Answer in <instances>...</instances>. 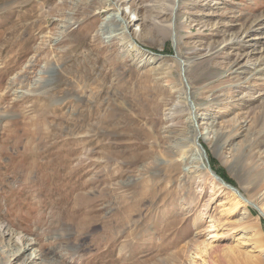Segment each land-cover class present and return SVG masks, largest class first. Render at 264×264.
I'll return each instance as SVG.
<instances>
[{
    "label": "rangeland",
    "instance_id": "rangeland-1",
    "mask_svg": "<svg viewBox=\"0 0 264 264\" xmlns=\"http://www.w3.org/2000/svg\"><path fill=\"white\" fill-rule=\"evenodd\" d=\"M168 3L0 0V225L38 264H243L264 237V0H179L176 38ZM117 5L141 53L100 28Z\"/></svg>",
    "mask_w": 264,
    "mask_h": 264
},
{
    "label": "bare ground",
    "instance_id": "bare-ground-1",
    "mask_svg": "<svg viewBox=\"0 0 264 264\" xmlns=\"http://www.w3.org/2000/svg\"><path fill=\"white\" fill-rule=\"evenodd\" d=\"M178 1L179 0H169V3H168V5H169L168 7L170 8L169 10H170V13L172 16V19H171L172 21L168 25V28H169V34L173 38H176V29H175L174 20H175L176 8L178 7ZM126 9L129 10V8H127V7H123L122 5H117L115 7V9L108 12L104 16L103 21L100 23V28L101 29L111 28L114 36L118 37V39L120 38L121 40H125V42H128L129 49H133L136 53H141L142 51L136 50V48L133 46L134 44L129 43V42L133 41V37H131V34L128 31V28L131 25V20H128L125 16ZM178 64H179V68L182 71V73L185 74L186 66H187L186 60L185 59H179ZM53 69L54 68H49L47 73L52 74L54 72ZM183 83L185 86V93H184V95H182L183 98H181V101L184 103V106L187 109V112H188L187 119H188L189 125L193 131V136L197 137L196 135L199 134V135H201V139L206 140L208 138L207 137L208 130L205 128H202L200 131L197 128L196 121H198L199 118H197L196 114H194V112H192V109H194L196 107V103L194 102V100L192 98L191 88H190V85H189L186 77H184ZM197 115H198V113H197ZM190 145H192L193 148H196L198 150V152L200 153V156L198 158V165L200 166V169L202 168V169L209 170L208 165H207V160L204 157V155L201 153L200 149L197 148L198 146L196 144L194 137L191 139ZM238 195H240V194H238ZM258 209L260 211V214H264V205H262V204L258 205ZM243 230L248 231V232H246L247 233L246 238L248 240L252 241V243L254 245L253 251H256L257 254H253V251H250V250H245V249L244 250H238L237 249L239 255L245 256V257L241 258V262L243 264H261L263 261L262 260V258H263L262 254L264 253L263 232L259 231L256 228V226H254V225H252V226L251 225H249V226L245 225L243 227ZM0 234L2 236L5 235L7 238V244L12 246L11 256L15 260L21 259L22 262L26 263V264H38V261H40V257H39V254H36L34 252L35 250L33 251L34 242H30V238H26V237H23L22 235L16 234V232L9 229V227L5 223H2L0 225ZM233 250H235V249L233 248L232 251ZM250 257L252 258L251 263L248 262V261H250ZM229 261L230 262H237V264H240V262H238L237 256L234 254H232V256H230Z\"/></svg>",
    "mask_w": 264,
    "mask_h": 264
},
{
    "label": "water",
    "instance_id": "water-1",
    "mask_svg": "<svg viewBox=\"0 0 264 264\" xmlns=\"http://www.w3.org/2000/svg\"><path fill=\"white\" fill-rule=\"evenodd\" d=\"M197 144H198V146L200 147V149L202 150V151H204V148L200 145V143L197 141ZM209 168V170L211 171V173L218 179V180H220L221 182H223V183H225L224 182V180L219 176V175H217L210 167H208ZM226 184V183H225ZM228 187L229 188H231V189H234L235 191H236V193L238 192V190L237 189H235L233 186H231V185H228Z\"/></svg>",
    "mask_w": 264,
    "mask_h": 264
},
{
    "label": "trees",
    "instance_id": "trees-1",
    "mask_svg": "<svg viewBox=\"0 0 264 264\" xmlns=\"http://www.w3.org/2000/svg\"><path fill=\"white\" fill-rule=\"evenodd\" d=\"M213 162L211 161V167L215 170V168H214V166H213V164H212ZM215 172H217L225 181H229L227 178H226V176H225V174H224V172L223 171H220V172H218L217 170L215 171Z\"/></svg>",
    "mask_w": 264,
    "mask_h": 264
}]
</instances>
